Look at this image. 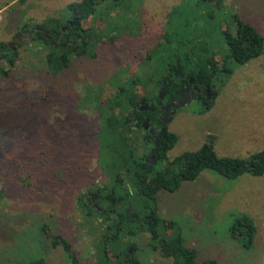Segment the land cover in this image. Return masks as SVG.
<instances>
[{"label":"rangeland","instance_id":"1","mask_svg":"<svg viewBox=\"0 0 264 264\" xmlns=\"http://www.w3.org/2000/svg\"><path fill=\"white\" fill-rule=\"evenodd\" d=\"M73 1L79 0H0V42L21 44L9 75H0V264L38 258L70 264L43 223L72 242L81 264L94 263L99 230L86 223L76 202L85 187L106 179L97 156L99 113L89 104L96 96L105 100L121 82L136 78L133 88L141 93L153 89L168 65L205 59L224 65L209 110L199 112L201 101L193 99L170 115L168 129L178 139L168 156L206 142L219 156L248 158L264 149V50L238 64L227 57L225 43L226 33L236 34L235 16L264 38V0H102L88 22L89 54L72 56L53 75L45 63L50 47L30 36L38 22L44 30L57 28ZM0 66L8 67L4 55ZM156 197L160 216L178 223L185 245L195 248V264H264V174L227 179L205 169ZM240 214L257 228L249 248L229 234ZM128 239L137 244L140 264H172L150 248L147 233Z\"/></svg>","mask_w":264,"mask_h":264},{"label":"trees","instance_id":"2","mask_svg":"<svg viewBox=\"0 0 264 264\" xmlns=\"http://www.w3.org/2000/svg\"><path fill=\"white\" fill-rule=\"evenodd\" d=\"M100 1L102 0L71 2L70 15L58 24L54 29L56 34L50 40L43 35L45 24H34L36 31L31 34L30 39L41 41L50 47L45 54V63L51 74L56 75L66 69L72 56L89 54L88 22L94 14L95 5ZM235 20L236 34L226 33L225 36L227 57L238 64H244L263 54L264 38L252 24L238 16H235ZM67 21L72 23V27L68 33L59 35V27ZM22 31L30 29L24 28ZM71 34L75 37L73 45L70 43ZM51 41H54L53 45ZM58 43H63L66 49L57 48L55 45ZM20 46L19 43L11 48L0 42V55H4L8 62V67L0 66V75H9L19 56ZM90 56L94 54L90 53ZM221 68L227 70L224 65L218 67L210 59L202 60L199 65L177 62L165 68L153 89H143L139 93V90L133 88L136 78H132L130 83H119L105 100L97 96L91 99L89 105L99 113L97 156L106 179L102 184L85 187L76 196V202L86 223L92 229L99 230L94 245L96 256L93 264H140L136 255L137 244L128 238L141 232L148 234L150 248L158 250L172 264H195V248L185 245L178 223L160 216L156 194L161 190H177L181 182L195 180L205 169L227 179H236L244 173L252 176L264 174V149L248 158L219 156L213 144L206 142L195 150L183 151L173 158L168 156V151L172 149L178 136L158 116L160 109L157 102L161 84L165 88L163 102L176 101L183 83L190 78L197 87L199 84L208 87V96L200 89L196 95V100L201 101L199 112H205L214 105L219 94L220 88L213 81ZM144 103H148L152 109L132 113L133 109ZM144 118H148L150 125L157 127V134L151 135L140 126ZM135 122L138 123L137 126ZM137 129L142 132L143 143L136 133ZM146 152L156 157L155 164L144 156ZM4 191L5 184L0 179V195ZM41 228L52 246L62 247L70 264H81L77 250L69 239L52 233L47 223H43ZM256 231L254 220L246 214L234 217L229 227L230 236L238 240L243 238L242 245L247 248L252 245ZM44 263L43 258H38L22 264ZM201 264L218 263L215 259H205Z\"/></svg>","mask_w":264,"mask_h":264},{"label":"flooded vegetation","instance_id":"3","mask_svg":"<svg viewBox=\"0 0 264 264\" xmlns=\"http://www.w3.org/2000/svg\"><path fill=\"white\" fill-rule=\"evenodd\" d=\"M70 27H72V23L69 22V21L65 22L64 25H62V26L59 27V35H63V34L68 33ZM19 34H21V31H20ZM31 34H32V33H31ZM55 34H56V31L50 29L49 32H48V36H49V37L46 36L45 38H46L47 40H50L51 36H54ZM19 36H20V35H19ZM61 37H62V36H61ZM74 38H75L74 35L71 34V35H70V43H71L72 45L74 44V41H73ZM53 44H54V43H53ZM55 46H56L57 48L66 49V47L64 46L63 43H58V44H56ZM69 48H70V47H69ZM181 89L183 90L182 95H181V101L184 102L185 104L188 103L189 101L193 100V99H196V95H198V90H199V89L202 91V93L206 94V96H208V93H209V89H208V87H206V86H204V85H200V84H199L198 87H197V84H196L195 81H193L191 78L188 79L187 81H185V82L183 83ZM177 100H178V99H177ZM177 100H176V101H177ZM176 101H174V102H163V99H162V100H159V101L157 102V106H158V108L160 109V112H159L158 116H159L160 118H164V117L169 113V111L171 110V107H168V108H167V105L170 104V103H175ZM150 107H151V106H150ZM136 110H137V108H136ZM136 110L133 109V110H132V111H133L132 113H134ZM141 123H142V122H140V126H141ZM135 125L137 126L138 123L135 122ZM149 127H150V128H153V129H156V133H155V134H157V127H156L155 125H150V123H149ZM155 134H153V135H155ZM155 143H156V142H155ZM144 156H146L147 158H149V159L152 161V164H155V162L157 161L156 157L153 156L152 154L148 153V152H146ZM125 210H126V213H127L128 208H126Z\"/></svg>","mask_w":264,"mask_h":264},{"label":"water","instance_id":"4","mask_svg":"<svg viewBox=\"0 0 264 264\" xmlns=\"http://www.w3.org/2000/svg\"><path fill=\"white\" fill-rule=\"evenodd\" d=\"M48 30H43V35L44 37L48 36ZM49 37V36H48ZM54 41H51V44H53ZM182 92L183 90L181 89L180 93H179V97H178V100L175 102V103H170L167 105V108L168 107H171V110L169 111V113L164 117V118H160L164 123H167L170 119V115L178 108V107H182L185 105L184 102L181 101V95H182ZM164 93H165V88H164V84L162 83L161 84V89H160V92H159V100H162L163 97H164ZM152 109L150 107V105L148 103H144V104H139L137 106V110L139 111H144V110H150ZM136 110V109H135ZM141 127L146 130L149 134L153 135L156 133V129H153V128H150L149 127V121H148V118H144L142 123H141ZM125 213H126V210H125Z\"/></svg>","mask_w":264,"mask_h":264}]
</instances>
